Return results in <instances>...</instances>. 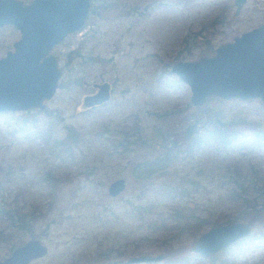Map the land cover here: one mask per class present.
<instances>
[{
  "label": "rangeland",
  "instance_id": "obj_1",
  "mask_svg": "<svg viewBox=\"0 0 264 264\" xmlns=\"http://www.w3.org/2000/svg\"><path fill=\"white\" fill-rule=\"evenodd\" d=\"M234 11L233 0H90L82 29L52 49L60 77L45 108L0 113V202L25 215L35 209L24 230L0 242V262L36 239L47 252L30 264H95L105 252L111 260L163 252L165 264H264L260 222L219 255L190 252L198 234L232 218L245 222L240 201L226 196L231 163L253 166L264 187V106L211 98L194 108L187 86L170 73L174 63L210 57L264 23V0H245ZM18 37L13 27H0V58ZM102 83L109 100L83 109L82 97ZM212 116L228 136L208 144V130L220 126L209 125ZM162 153L167 158L154 166ZM45 174L51 187L41 180ZM116 179L124 190L111 198L107 187ZM164 186L183 194L157 197ZM128 204L145 209L129 212ZM187 215L205 221L195 238L175 228ZM184 248L185 261L178 257Z\"/></svg>",
  "mask_w": 264,
  "mask_h": 264
},
{
  "label": "water",
  "instance_id": "obj_2",
  "mask_svg": "<svg viewBox=\"0 0 264 264\" xmlns=\"http://www.w3.org/2000/svg\"><path fill=\"white\" fill-rule=\"evenodd\" d=\"M233 3L236 15L245 0ZM88 10L89 0H32L28 5L18 0H0V27L11 26L19 34L12 50L0 58V113L44 109V102L53 97L60 77L51 50L66 36L82 29ZM170 73L187 86L189 105L194 108L202 107L211 98L256 100L264 106V23L231 43L217 46L210 57L174 63ZM92 87L94 94L82 98L83 109L109 100L107 83ZM124 186V180H114L107 187V195L116 197ZM250 234V226L245 222L211 227L198 236L190 252L206 259ZM46 252L42 242L31 239L12 249L0 264H30ZM164 260L163 253H146L103 264H163Z\"/></svg>",
  "mask_w": 264,
  "mask_h": 264
},
{
  "label": "trees",
  "instance_id": "obj_3",
  "mask_svg": "<svg viewBox=\"0 0 264 264\" xmlns=\"http://www.w3.org/2000/svg\"><path fill=\"white\" fill-rule=\"evenodd\" d=\"M29 113V112H26ZM208 119V123L209 125H211L213 122L219 124L220 126H216L213 125L208 131L212 130V133L207 132V134L205 135V139L207 141L208 144H212V143H219L221 141H223V139L225 137H227L228 135H226L223 131H222V127H224L221 122L219 121L220 118L218 117H209ZM188 120V119H187ZM197 124V119L193 120V123L190 124V126H193L194 124ZM203 123V122H202ZM196 126V125H194ZM187 129H190V127H188ZM213 131H215L213 133ZM68 132H70V129L68 128ZM67 138H69V134L66 136ZM252 139H256V138H252ZM264 140V139H263ZM74 143L77 142V139H74ZM172 146H176L175 143H171L170 148L169 149H165L164 151H171V147ZM167 154L162 153L161 156H159L155 162H154V166L157 165H161L164 161V157H166ZM231 182H230V187L227 189L226 192V196L230 199H238V201H240V207L238 208V216L240 217V219H242L243 221H247L251 224H254L256 222H260V223H264V219H263V211H264V187L261 186H257V173L252 169L253 166H247L246 164L242 163L240 164L239 162H233L231 163ZM133 172L135 170H132ZM142 173V172H141ZM140 174V173H138ZM138 174H132L134 176V178H139V179H145L146 177H142L139 176ZM50 175L45 174L41 180L42 182H44V184L48 187H51V180L49 178ZM3 184V183H2ZM181 191V190H180ZM178 191L175 190L174 188L170 187V186H164L162 188H160L159 190H157L155 192V195H157V197H161V198H166V199H172L174 196H180L183 194V191ZM248 192H251L252 194L250 196H245ZM20 192H17L15 195H19ZM242 196H244L245 198H241ZM128 211L129 212H136L141 214L140 212H142V210H144L145 208L142 207L137 208V207H133L131 206V204H128ZM33 212H35V209H30V211H28V214H23V209L19 206H17L16 204H11V205H7L4 202H0V218L2 219V223L4 225L3 230L0 231V242H6L8 241L9 237H10V232H12L13 230H24L27 226V223L31 220V216L33 214ZM176 217H174V215L170 216L169 220L175 221L176 222ZM181 222L178 223L177 226H175L176 229H179L181 231H184L188 234L189 238H195L198 231H200L203 227V224L205 223V221L203 220V218L199 217V216H194V215H187L185 217H181ZM236 218H232V222H230L231 220H228L226 222V224L229 223H234ZM140 221L141 218H140ZM153 222V221H152ZM160 226L162 228H164V226L162 225V223H164V220L161 219V221L159 222ZM5 231H8L6 233H4ZM200 235V234H198ZM180 249L175 250V252H178ZM182 250V254H179V258L183 259V261H185L188 256L186 252L187 248L185 249H181ZM169 251V250H166ZM126 253V248H124L122 250V254ZM185 255V256H184ZM100 260L99 262L102 264L106 261H110L111 260V256L105 252V253H100ZM165 264V262L163 263Z\"/></svg>",
  "mask_w": 264,
  "mask_h": 264
},
{
  "label": "flooded vegetation",
  "instance_id": "obj_4",
  "mask_svg": "<svg viewBox=\"0 0 264 264\" xmlns=\"http://www.w3.org/2000/svg\"><path fill=\"white\" fill-rule=\"evenodd\" d=\"M18 1H20L23 5H28V4H30L31 3V1L32 0H30L29 2H23V1H21V0H18ZM89 6H90V0H89ZM89 11V10H88ZM87 17V16H86ZM86 20V19H85ZM57 46V45H56ZM55 47V46H54ZM53 47V48H54ZM52 48V49H53ZM10 50H8V51H6V52H9ZM5 52V53H6ZM51 53H52V50H51ZM2 58V57H1ZM94 92H95V90L93 91V93L92 94H94ZM92 94H88V95H92ZM109 97H110V95H109ZM83 98V97H82ZM82 101V100H81ZM47 102V101H46ZM46 102H44V108H45V105H46ZM81 105V104H80ZM35 110H37V109H35ZM40 111H42V110H40ZM245 223H248L249 224V226H250V229L252 228L251 226H252V224L251 223H249V222H247V221H245ZM251 235V234H250ZM199 236V235H198ZM249 237V236H248ZM198 238V237H197ZM196 238V239H197ZM247 238V237H246ZM245 238V239H246ZM196 239H195V241H196ZM244 240V239H243ZM243 240H240V241H237V242H235V243H233L232 244V246L233 245H235V244H237V243H241ZM194 243V242H193ZM191 249V248H190ZM227 249V248H226ZM226 249H222V250H220V251H218V252H216L215 254H213L212 256H216V255H219L221 252H224ZM155 253H163V252H155ZM163 254H165V253H163ZM212 256H210V257H212ZM167 259V255L165 254V260ZM222 264V263H221Z\"/></svg>",
  "mask_w": 264,
  "mask_h": 264
}]
</instances>
